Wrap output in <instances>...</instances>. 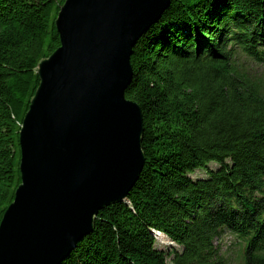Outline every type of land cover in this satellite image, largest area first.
Listing matches in <instances>:
<instances>
[{
	"label": "trees",
	"instance_id": "16d2710c",
	"mask_svg": "<svg viewBox=\"0 0 264 264\" xmlns=\"http://www.w3.org/2000/svg\"><path fill=\"white\" fill-rule=\"evenodd\" d=\"M64 1L0 0V221ZM240 57L264 62V0H171L133 47L124 93L141 109L143 169L61 264H227L226 232L245 243L243 264H264V84ZM154 232L174 247L158 249Z\"/></svg>",
	"mask_w": 264,
	"mask_h": 264
},
{
	"label": "water",
	"instance_id": "95a60500",
	"mask_svg": "<svg viewBox=\"0 0 264 264\" xmlns=\"http://www.w3.org/2000/svg\"><path fill=\"white\" fill-rule=\"evenodd\" d=\"M171 0H65L59 47L36 68L19 130L18 185L0 221V264H61L99 211L125 202L145 163L130 57Z\"/></svg>",
	"mask_w": 264,
	"mask_h": 264
},
{
	"label": "rangeland",
	"instance_id": "374dc122",
	"mask_svg": "<svg viewBox=\"0 0 264 264\" xmlns=\"http://www.w3.org/2000/svg\"><path fill=\"white\" fill-rule=\"evenodd\" d=\"M240 60L247 61L248 63L243 66L246 69H249L252 75L256 76L260 80L261 83L264 84V62L258 63L256 61L248 60L244 57H240ZM256 80V79H255ZM210 168H215V164H209ZM191 178H203L205 173L203 171H195L190 175ZM156 239V247L161 250H166L169 247H174L172 243H170L169 239L164 238L163 236L159 237L157 234L153 233ZM216 245L220 249V253L224 256L227 261V264H243L242 252L244 250L245 243L239 240L235 234L230 232L224 233L217 241Z\"/></svg>",
	"mask_w": 264,
	"mask_h": 264
},
{
	"label": "bare ground",
	"instance_id": "6f19581e",
	"mask_svg": "<svg viewBox=\"0 0 264 264\" xmlns=\"http://www.w3.org/2000/svg\"><path fill=\"white\" fill-rule=\"evenodd\" d=\"M155 234H157L159 237H161V236H163L164 238H166V239H168L167 237H165L163 234H161V233H158V232H154ZM230 233H232V232H230ZM233 234V233H232ZM170 243H172L171 241H169ZM172 245H173V243H172ZM217 246V245H216ZM263 250H264V248H263Z\"/></svg>",
	"mask_w": 264,
	"mask_h": 264
}]
</instances>
